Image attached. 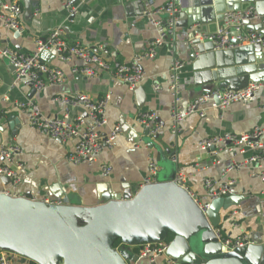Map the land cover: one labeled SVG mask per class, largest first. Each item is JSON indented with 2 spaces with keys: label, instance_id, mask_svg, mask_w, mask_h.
I'll use <instances>...</instances> for the list:
<instances>
[{
  "label": "crops",
  "instance_id": "1",
  "mask_svg": "<svg viewBox=\"0 0 264 264\" xmlns=\"http://www.w3.org/2000/svg\"><path fill=\"white\" fill-rule=\"evenodd\" d=\"M63 1L0 0V14L2 4L16 3L21 8L19 25L22 29L20 33L8 29L0 20V49L31 53L38 39H45L52 30L60 28L68 44L80 43L85 47L104 45L118 54L120 62L129 63L158 39L156 28L143 12L154 10L168 0H75L74 6L78 10L75 16L68 14ZM247 6H253L260 18L248 20L246 28L264 32V0L248 2L243 8ZM196 28L195 25L191 29L176 26L172 42H163L156 49L154 58L142 61L146 77L134 90H129L105 73L96 77L74 76L70 69L79 63L74 60L62 62L53 51H49L42 54V61L48 67L64 72L66 81L36 91L30 98V90L14 84L12 68L0 58V147H20V162L24 165L21 183L14 187L0 179V192L15 197L29 194L33 200L52 204L68 198L70 204L75 201L83 207H94L102 203L104 196L123 194L127 190L133 194L140 189L151 159L158 166L156 182L174 180L178 170L182 169L189 191L201 202L207 201L204 179H213L220 185L233 182L236 195L244 199L222 213L221 235L237 238L246 234L252 243L264 244V183L258 177L264 171V160L230 171L231 165L245 163L253 153L238 154L237 150L230 153L227 149L222 152L202 151L199 148L200 139L226 133H247L260 126L264 119V89L258 92L253 103H235L223 111L207 108L204 118L188 116L178 134L170 131L172 98L168 69L172 59L183 65L179 74L182 105L205 93L202 84L210 72L206 69L213 66L211 44L199 41L200 44L195 49L193 47L196 39L191 36V31ZM215 29L212 27L210 31ZM226 61L227 65L236 64L232 68L227 67L223 76L240 75L232 81L231 87L240 89L247 85L251 74L258 83L264 84V65L258 68V52L243 53ZM78 94H85L93 100L110 95L105 111L109 127L102 133H108L114 125L122 130L113 147L104 149L93 166L69 164L66 157L73 150L75 140L62 143L31 129L27 115L14 107L15 102L32 100L44 116L60 117L64 109L52 100L58 96ZM142 112L155 114L161 126L155 135L150 133L146 136L145 127L137 122L136 118ZM80 113H83L80 109L69 112L71 117ZM13 118L17 120L14 134L10 125ZM261 155L264 158V153ZM101 165L111 169L108 175L100 171ZM124 249L132 253L128 264L165 262L164 257L155 263L137 259L133 248Z\"/></svg>",
  "mask_w": 264,
  "mask_h": 264
},
{
  "label": "built area",
  "instance_id": "2",
  "mask_svg": "<svg viewBox=\"0 0 264 264\" xmlns=\"http://www.w3.org/2000/svg\"><path fill=\"white\" fill-rule=\"evenodd\" d=\"M176 1L177 3H175ZM182 1L168 0L164 5L154 10L143 12L150 24L156 28L158 39L150 44L144 53L135 55L129 63L120 62L118 54L104 45L85 47L80 43L68 44L60 28L52 30L45 39H38L33 52L25 54L11 48H2L0 49V58L5 60L12 68L14 84H19L29 90L40 91L48 86L61 85L66 81L64 72L58 68L48 67L42 61V54L49 51H53L58 60L62 62L77 61L79 65L70 69V73L74 76L96 77L101 73H105L119 80L129 90H134L146 77L142 69V61L154 58L156 49L163 42H172ZM74 2L75 0L63 1V7L70 16H75L78 12ZM20 15L21 8L16 3L1 5L0 20L3 26L18 33L22 32L19 25ZM251 18L254 20L260 18L259 13L253 6H247L236 12H226L223 15L220 27H216L213 32L208 34L195 35V39L196 41L211 44L214 51L259 45L264 65V32L246 28L245 24ZM232 41H237L238 44H234ZM182 68L181 62L177 59H172L168 69V85L172 98L169 127L174 135L181 130L182 123L188 116L197 115L199 118H204L207 108L223 111L235 103H253L258 92L264 89V84L258 82L249 83L238 90L215 89L211 92L203 93L187 104L182 105L179 78ZM52 101L63 107L64 114L62 116H44L39 106L32 100L15 102L14 107L27 115L28 125L31 129L44 133L54 141L63 143L75 140L73 150L66 157V161L73 166H93L102 151L104 149L110 150L122 133L118 125L111 127L108 133H102L104 128L109 127L105 111L110 102V95H105L98 100H93L85 94H78L72 97L58 96ZM74 109H80L83 113L71 117L69 112ZM136 119L139 124L150 131L151 135H155L161 128L156 121L154 113L142 112ZM199 148L202 151H210L215 148L216 152H222L227 149L230 153H234L236 150L238 154L253 153L245 163L231 165L228 168L230 171L238 170L248 163L263 161L264 158L261 154L264 153V119L260 126L247 133H226L221 136L200 139ZM21 155L22 150L17 145L0 147V179L8 178L10 185L14 187L18 186L22 181L24 165L20 162ZM99 168L105 175H108L111 171L106 165H101ZM147 171V176L140 188L156 183L158 166L151 159L148 160ZM258 177L264 183V171H261ZM173 183L188 193L203 214L206 212L209 202L213 199L236 195L233 182L220 185L213 179L207 178L203 180L207 201L201 202L189 191L186 185V175L182 169L178 170ZM0 193L10 195L7 192ZM213 232L219 242L229 250L254 244L246 234L237 238H228L221 235L220 229H215ZM123 248L124 246L121 243L115 247L118 252ZM133 248H138L137 259H146L150 263H155L156 260L164 257V264H179L166 255L167 241L153 244L147 243ZM0 264L36 263L13 252L0 251Z\"/></svg>",
  "mask_w": 264,
  "mask_h": 264
},
{
  "label": "water",
  "instance_id": "3",
  "mask_svg": "<svg viewBox=\"0 0 264 264\" xmlns=\"http://www.w3.org/2000/svg\"><path fill=\"white\" fill-rule=\"evenodd\" d=\"M253 1L183 0L176 26L191 29L195 25L192 37L208 34L212 27L222 25L226 12L240 11L244 4ZM193 43L194 49L200 44ZM251 52L259 53V68L263 64L259 45L211 53L213 66L206 69L210 72L203 80L204 92L238 90L231 83L239 74L223 76L227 67L236 64L227 65L226 59L234 60ZM253 76H249V83L257 82ZM35 92L31 89L29 97ZM11 120L14 134L17 120ZM145 134L149 136L150 131L146 129ZM1 180L10 184L6 177ZM172 180L143 186L133 194L127 190L104 196L102 203L94 207H83L75 201L70 204L68 198L51 204L33 200L29 194L15 197L0 193V251L13 252L36 264H128L114 248L116 242L133 248L164 242L172 236L166 255L179 264H264V244L229 250L213 232L220 229L222 213L239 205L243 196L213 199L203 214L188 193Z\"/></svg>",
  "mask_w": 264,
  "mask_h": 264
},
{
  "label": "rangeland",
  "instance_id": "4",
  "mask_svg": "<svg viewBox=\"0 0 264 264\" xmlns=\"http://www.w3.org/2000/svg\"><path fill=\"white\" fill-rule=\"evenodd\" d=\"M120 253L127 260L130 259V257L132 256V253L129 250L124 249V248L120 250Z\"/></svg>",
  "mask_w": 264,
  "mask_h": 264
},
{
  "label": "trees",
  "instance_id": "5",
  "mask_svg": "<svg viewBox=\"0 0 264 264\" xmlns=\"http://www.w3.org/2000/svg\"><path fill=\"white\" fill-rule=\"evenodd\" d=\"M172 236L168 238L167 242L171 241ZM120 244V242H116L114 245V248L117 247ZM125 248V247H124ZM132 251H134L135 254H137L138 248H133Z\"/></svg>",
  "mask_w": 264,
  "mask_h": 264
}]
</instances>
